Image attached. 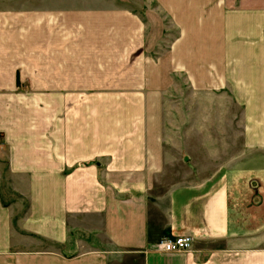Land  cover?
I'll return each instance as SVG.
<instances>
[{
    "label": "crops",
    "instance_id": "0c3cea01",
    "mask_svg": "<svg viewBox=\"0 0 264 264\" xmlns=\"http://www.w3.org/2000/svg\"><path fill=\"white\" fill-rule=\"evenodd\" d=\"M146 1L0 0V264H264V0ZM180 79L243 121L213 176L168 155Z\"/></svg>",
    "mask_w": 264,
    "mask_h": 264
},
{
    "label": "rangeland",
    "instance_id": "374dc122",
    "mask_svg": "<svg viewBox=\"0 0 264 264\" xmlns=\"http://www.w3.org/2000/svg\"><path fill=\"white\" fill-rule=\"evenodd\" d=\"M29 1L31 7H39L40 1L43 0H25ZM49 2V0H46ZM54 1V0H53ZM65 4L66 2L77 3L80 9L87 8H114L124 7L134 13L141 12L146 7V0H58ZM145 4V5H144ZM180 87L177 89L175 97L172 98L174 103L169 105V114L166 116L165 128L169 134L168 155L171 159L186 163L206 164V168L199 169L195 167L191 169L192 176H200V172L206 174V176H213L218 163L224 160L230 159L232 155L238 159L245 156L243 152V121L237 120H223L214 113L216 111L213 103L212 108L214 111H210L208 121L200 120L199 117V104L198 95L188 88L184 79L179 81ZM211 99L214 100L213 95ZM214 102V101H212ZM232 118L237 116L241 117V112L238 110ZM194 129H204L206 133L204 136L206 140L205 144L196 134L192 133V136H188L185 132ZM229 130L233 131V135L230 136L223 133V136H215L216 130ZM214 131V132H213ZM217 142V143H216ZM231 152V153H230ZM175 175L186 176V169L175 168Z\"/></svg>",
    "mask_w": 264,
    "mask_h": 264
},
{
    "label": "built area",
    "instance_id": "2783aa9c",
    "mask_svg": "<svg viewBox=\"0 0 264 264\" xmlns=\"http://www.w3.org/2000/svg\"><path fill=\"white\" fill-rule=\"evenodd\" d=\"M194 239L191 236H176L161 239L156 246L159 253H179L188 252L193 249Z\"/></svg>",
    "mask_w": 264,
    "mask_h": 264
}]
</instances>
